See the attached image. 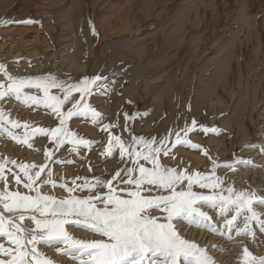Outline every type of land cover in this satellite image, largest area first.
I'll return each instance as SVG.
<instances>
[{
    "label": "rangeland",
    "instance_id": "rangeland-1",
    "mask_svg": "<svg viewBox=\"0 0 264 264\" xmlns=\"http://www.w3.org/2000/svg\"><path fill=\"white\" fill-rule=\"evenodd\" d=\"M0 20L13 21L0 24V44H7L22 29L37 32L48 43V47L44 42V46L38 45L39 50L34 51L22 46L19 52H9L6 46L1 48L0 63H4L12 75H51L66 87L79 84L86 77H107L106 81L98 83H106L108 87L94 85L86 98L103 118L97 124L85 116H73L66 122L69 131L76 134L75 138L94 141L90 147L80 146L79 151L74 152L71 151L72 137H64V143L57 146L49 134L37 133L30 137L33 143L30 148L7 134L0 135V157L18 163L46 164L42 176L51 168L57 186L42 185L43 193L65 198L70 194L60 183L73 187L74 178H79L77 185L95 176L111 179L117 170L132 167L127 154L121 158L118 147L111 156L101 155L111 132L126 141L133 136L159 141L168 135L169 155L162 152L157 155L162 166L186 173L210 174L215 160L221 165L216 175L224 179L225 185L252 190L264 197V177L258 178L264 171V161L259 162L255 156L264 158V152L259 147L242 148L249 143L264 145V0H0ZM27 20L40 23L14 22ZM93 25L97 35L92 33ZM0 81H6L2 72ZM25 91L43 95L35 89ZM51 92L63 98L60 89L54 88ZM72 96L74 99L66 102L61 111L67 112L75 100L81 99L78 92H73ZM0 108L8 112L10 119L30 125L28 129L8 126L21 138L35 128L59 126L56 114L44 105L25 104L6 97L0 100ZM125 113L134 119L126 121ZM193 119L220 131L207 135L199 130L189 133L188 138L200 144V149L183 145L171 147L174 142L171 131L182 128L185 122L190 124ZM117 123L118 126L103 130L104 124ZM136 147L138 151L143 150L142 146ZM45 150L53 153L47 162ZM234 154L260 167L238 165L237 171L223 167L233 160ZM139 163L146 168L153 167L150 160L140 159ZM6 168L12 170L6 171L8 190L28 193L19 168L11 163ZM253 170L257 172L254 178ZM13 173L22 177L19 185ZM135 175H139L138 170ZM121 178H126L123 173ZM121 178L113 181L114 187ZM238 178L243 184L235 182ZM3 188L4 183L0 182V189ZM193 190L208 193L207 189L201 190L195 185ZM71 195L85 196L88 192L77 190ZM207 208L214 211L218 216L216 220L220 221L213 220V223L222 227L225 218L213 208ZM256 208L264 212V206L256 205ZM160 218L163 221V216ZM23 223L26 228L34 227L31 220ZM180 226L178 223L177 231L181 235ZM65 227L77 238H101L81 227ZM252 227L256 231L255 241L249 236H236L235 231L232 240L225 238L230 242L243 239L237 245H243L248 239L254 247L263 249L264 233L255 222ZM181 236L196 241L188 235ZM0 243L11 246L6 238H0ZM56 247L38 245L56 264H77L68 255L58 253ZM200 247H206L207 252L212 248ZM241 254L238 253L235 264H240Z\"/></svg>",
    "mask_w": 264,
    "mask_h": 264
},
{
    "label": "snow or ice",
    "instance_id": "snow-or-ice-1",
    "mask_svg": "<svg viewBox=\"0 0 264 264\" xmlns=\"http://www.w3.org/2000/svg\"><path fill=\"white\" fill-rule=\"evenodd\" d=\"M10 22L13 21L0 20L3 25ZM14 22L40 23L33 20ZM92 33L98 34L94 25ZM0 72L6 77V81H0V100L14 97L25 104L44 105L59 119L58 127L35 128L31 134L26 133L21 138L11 128L22 126L28 129L30 125H21L20 122L10 119L8 112L0 108V135L7 134L30 148L33 147L30 137L37 133L49 134L57 146L64 143V137H72L71 151L74 152H78L80 146L90 147L94 143L87 139L75 138L76 134L69 131L66 122L73 116H85L90 118L93 124H97L103 118L100 112L86 102V98L91 95L94 85L107 88L106 83H98L106 81L107 77H86L79 84L66 87L51 75L14 76L4 63H0ZM54 88L62 91L63 98L51 92ZM26 89H35L43 95L31 94L30 91H25ZM73 92L80 93L81 99L75 100L67 112L61 111L66 102L74 99ZM130 119L134 117L125 113V120ZM116 126L118 123L104 124L103 130L107 131ZM196 130L206 135L220 131L215 126L198 124L193 119L190 124L185 122L182 128L171 131L174 136L171 147L183 145L200 149V144L188 138L189 133ZM168 142V135L159 141L146 140L143 136H133L130 141H126L109 132L108 145L101 155L111 156L118 147L121 158L127 154L133 166L117 170L111 179L95 176L91 181L85 178L82 184L77 185L76 180L79 178H74L73 187H68L66 182L60 183L59 186L67 189L70 194L65 198L42 192V185H51L54 188L58 182L53 178L51 168L42 176L46 164L18 163L16 160L0 157V182L4 183V188L0 189V238H6L11 245L6 247L0 243V257H7L0 258V264H56L39 250L40 244L58 246V253L68 255L77 264H216L206 247H200L179 234L178 223L187 222L207 228L228 240L233 239L232 233L235 231L236 236H249L255 241L257 236L252 227L253 222L258 225L259 231L264 233V212L256 208V205L264 206V197L252 190H239L231 184L225 185L224 179L216 175V169L221 165L215 160L212 161L210 174L186 173L177 168L162 166L157 155L161 152L165 156L169 155ZM137 145L142 146L143 150L138 151ZM245 147H259L260 151L264 152V145L249 143L242 146ZM204 154L208 156L206 150ZM44 155L47 162L53 153L51 150H45ZM140 159L150 160L153 167L146 168L139 163ZM8 163L19 168V172L23 174V186L28 193L8 190L6 171H12L6 168ZM238 165L260 167L250 159L236 154L232 161L222 166L237 171ZM137 170L138 176L135 175ZM122 173L126 178H121ZM13 175L19 185L22 177L16 173ZM118 178L121 180L118 186L114 187L113 181ZM194 185L201 190L207 189L208 193L193 190ZM77 190H86L88 195H71ZM153 192L156 194L153 195ZM203 207H211L218 215L223 216V226L218 227L213 223L209 213L202 210ZM25 220H31L34 227L26 228L23 223ZM66 225L81 227L101 238H77L66 229ZM240 264H264V256H255L244 246Z\"/></svg>",
    "mask_w": 264,
    "mask_h": 264
},
{
    "label": "bare ground",
    "instance_id": "bare-ground-1",
    "mask_svg": "<svg viewBox=\"0 0 264 264\" xmlns=\"http://www.w3.org/2000/svg\"><path fill=\"white\" fill-rule=\"evenodd\" d=\"M44 42L46 43L48 47V43L46 40H43V38L37 33L33 31H26V30H20L18 31V34L15 38H11L7 44H0V49L4 48L6 46L8 48L9 52H19L21 51V46L25 47L26 49L30 51L36 50V48L40 46H44ZM37 53V52H36ZM254 153V152H251ZM258 157L259 162H263L264 158L257 154L255 155ZM247 171V170H244ZM256 171H252L253 178L256 175ZM264 177V171H262L258 178ZM243 184V180L241 178H238V181ZM202 210L204 212L209 213V215L212 217L215 223L220 222L218 219V216L215 215L214 211H211L210 208L203 207ZM180 233L181 235H188L189 238L195 239V243L199 246H207L212 247L208 250L209 255L213 257L216 261V264H235V259L238 257V253H242L243 247L247 246V248L253 253L255 256H260L264 254V248H257L254 247L251 242L248 241V239L245 241L243 245H237L238 242H240L243 239H235L234 241H228L223 236H217L213 234L212 232L208 231L207 229H199L196 227L189 226L185 224L184 222L181 223L180 226ZM264 242V241H263ZM213 245H216V247L213 248Z\"/></svg>",
    "mask_w": 264,
    "mask_h": 264
}]
</instances>
